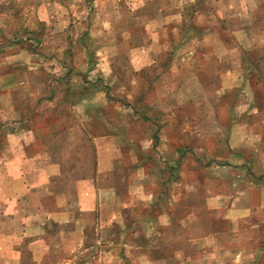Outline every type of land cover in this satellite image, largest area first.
<instances>
[{"label":"rangeland","instance_id":"374dc122","mask_svg":"<svg viewBox=\"0 0 264 264\" xmlns=\"http://www.w3.org/2000/svg\"><path fill=\"white\" fill-rule=\"evenodd\" d=\"M0 264H264V0H0Z\"/></svg>","mask_w":264,"mask_h":264},{"label":"crops","instance_id":"0c3cea01","mask_svg":"<svg viewBox=\"0 0 264 264\" xmlns=\"http://www.w3.org/2000/svg\"><path fill=\"white\" fill-rule=\"evenodd\" d=\"M19 132V131H18ZM17 134V133H16ZM14 141H16V143L18 144V147H17V150H21L22 151V158L26 157V155L24 154V151H25V145L30 142V137L25 133L23 132L22 130L20 131V133H18L14 138ZM26 139H28V141L26 142ZM22 144V147L21 145ZM20 147V148H19ZM19 155V153H18Z\"/></svg>","mask_w":264,"mask_h":264}]
</instances>
